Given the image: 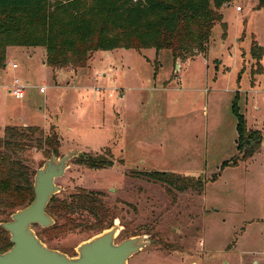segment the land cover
Instances as JSON below:
<instances>
[{"label": "rangeland", "instance_id": "1", "mask_svg": "<svg viewBox=\"0 0 264 264\" xmlns=\"http://www.w3.org/2000/svg\"><path fill=\"white\" fill-rule=\"evenodd\" d=\"M256 3L234 0L218 10L204 56L173 60L168 50L133 49L112 37L86 66L52 69L41 63L45 46L11 49L8 57L7 48L19 45L3 49L4 62L18 68L0 66V137L5 126L43 125L51 114L40 127L58 135L59 155L76 149L110 162L87 168L71 159L54 197L101 192L122 227L116 241L148 234L150 245L128 264H264V7ZM15 76L29 82L22 99L8 92ZM233 102L250 137L261 134L250 156L246 143L238 147ZM16 156L35 169L47 154L32 140ZM144 171L200 177L202 189L170 194ZM35 230L69 255L94 233Z\"/></svg>", "mask_w": 264, "mask_h": 264}, {"label": "trees", "instance_id": "2", "mask_svg": "<svg viewBox=\"0 0 264 264\" xmlns=\"http://www.w3.org/2000/svg\"><path fill=\"white\" fill-rule=\"evenodd\" d=\"M232 1L0 0V66H5L4 47L14 44L45 46V64L52 69L84 67L90 53L104 47L103 40L112 37L128 41L133 49L168 50L173 60L195 53L204 56L213 24L222 19L218 10ZM261 7H264V0H257L254 8ZM231 110L236 119L238 147L246 143L245 153L250 156L258 150L261 134L252 131L250 137L245 118L235 102ZM32 140L47 155L50 150L57 152L60 145L56 133L44 134L38 126L11 125L3 129L0 137V219L33 198L34 169L16 156ZM78 161L87 168H104L111 164L82 156ZM143 174L166 185L170 194L172 189H202L200 177L148 171ZM101 195L98 191L82 190L68 199L53 196L46 210L55 220L63 222L56 221L49 229L61 235L76 229L96 233L110 226L111 209L104 204ZM7 234L0 227V252L11 246Z\"/></svg>", "mask_w": 264, "mask_h": 264}, {"label": "water", "instance_id": "3", "mask_svg": "<svg viewBox=\"0 0 264 264\" xmlns=\"http://www.w3.org/2000/svg\"><path fill=\"white\" fill-rule=\"evenodd\" d=\"M80 151L70 149L61 156L53 152L35 169L32 177L33 198L25 206L10 213L9 219L0 221L8 232L11 246L0 252V264H128L129 259L150 245L148 234H133L116 241L121 225L114 217L110 226L80 241L75 254L51 248L37 235L34 225L47 228L55 223L46 208L61 186L55 179L61 177L71 159Z\"/></svg>", "mask_w": 264, "mask_h": 264}, {"label": "built area", "instance_id": "4", "mask_svg": "<svg viewBox=\"0 0 264 264\" xmlns=\"http://www.w3.org/2000/svg\"><path fill=\"white\" fill-rule=\"evenodd\" d=\"M133 1H140V0H133ZM142 1V0H141ZM237 10H240L241 7L237 6L236 7ZM8 65H10L12 68H16L17 64L16 63H7ZM8 86V91L9 93L16 99H22L25 96L26 93V89L29 86V82L26 80H23L19 77H13L9 83ZM94 91H100V87H93ZM46 90V86L42 85L39 87V91L40 92H45Z\"/></svg>", "mask_w": 264, "mask_h": 264}, {"label": "crops", "instance_id": "5", "mask_svg": "<svg viewBox=\"0 0 264 264\" xmlns=\"http://www.w3.org/2000/svg\"><path fill=\"white\" fill-rule=\"evenodd\" d=\"M225 5V4H224ZM224 5L222 6V7H224ZM221 7V8H222ZM237 11H241V9L240 10H237ZM21 50V51H23L24 50V52H26V48L25 47H23V46H9L8 48H7V51H6V57H8V55H9V51H12V50ZM27 54V56L28 57H30V58H32V55H34V54H36V53H26ZM41 58V57H40ZM8 62H10V61H8ZM8 62H6L5 63V66L1 69V70H3V69H5V67L7 66V63ZM10 63H16V61H11ZM41 63L42 64H45V62H44V59H42L41 58ZM17 64V63H16ZM9 66V68H11L12 70H15V69H17L18 68V64H17V67L16 68H12L10 65H8ZM62 70V69H61ZM69 70V69H68ZM63 71V70H62ZM73 71V73L75 74L76 73V71H74V70H72ZM26 81H28V80H26ZM6 85H8L7 84V82H6ZM9 92V91H8ZM123 94V93H122ZM50 117H51V114H49V117L47 118V117H45V122L43 123V125H27V124H23V125H25V126H38V127H45L46 126V124L48 123V120H50Z\"/></svg>", "mask_w": 264, "mask_h": 264}, {"label": "flooded vegetation", "instance_id": "6", "mask_svg": "<svg viewBox=\"0 0 264 264\" xmlns=\"http://www.w3.org/2000/svg\"><path fill=\"white\" fill-rule=\"evenodd\" d=\"M42 152H43V150H42ZM54 153L56 156H61V155H59V153L58 152H56V151H53V150H50L49 151V153H48V155H47V157L46 158H48L50 155H51V153ZM44 153V152H43ZM80 156H82V157H86L85 155H83L81 152H80V155L78 156V157H76V158H73V159H80ZM36 169V168H35ZM35 169H34V171H35ZM65 173V172H64ZM33 177V176H32ZM56 180V179H55ZM55 183H56V181H55ZM57 184V183H56ZM54 196V195H53ZM48 212V211H47ZM49 213V212H48ZM10 215V214H9ZM54 217V216H53ZM55 219V218H54ZM113 219H114V217H113ZM113 219H112V222H113ZM55 222H56V220H55ZM40 227L39 225H34V229H35V227ZM41 229H45V228H42V227H40ZM36 231V230H35ZM36 233H37V231H36ZM37 235L40 237V235L37 233ZM120 235V234H119ZM41 238V237H40ZM42 239V238H41ZM42 241H43V239H42Z\"/></svg>", "mask_w": 264, "mask_h": 264}]
</instances>
